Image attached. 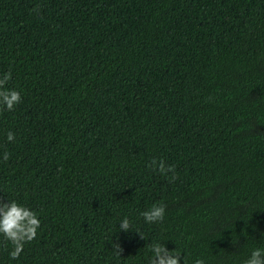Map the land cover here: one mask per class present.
<instances>
[{"label": "trees", "instance_id": "obj_1", "mask_svg": "<svg viewBox=\"0 0 264 264\" xmlns=\"http://www.w3.org/2000/svg\"><path fill=\"white\" fill-rule=\"evenodd\" d=\"M8 71L0 200L42 224L17 261L0 239V264H112L125 214L147 236L117 233L121 264L156 238L188 264L264 245V0H0ZM156 202L164 221L144 225Z\"/></svg>", "mask_w": 264, "mask_h": 264}, {"label": "clouds", "instance_id": "obj_2", "mask_svg": "<svg viewBox=\"0 0 264 264\" xmlns=\"http://www.w3.org/2000/svg\"><path fill=\"white\" fill-rule=\"evenodd\" d=\"M11 80V71L0 73V110L2 111H13L22 100V93L19 89L7 87ZM15 139V133L9 131L6 140L13 142ZM9 158V152L0 153V160L8 161ZM149 167L163 176H168L170 182L176 179L174 166L166 164L163 160L153 158ZM166 208L167 205L164 202H156L139 212V216L142 217L144 225L160 224L165 219ZM41 224L42 221L37 212L25 203L8 198L0 200V239L10 244L8 257L11 261L20 259L25 245L37 238ZM135 225V218L128 214L118 217L116 227L119 230L111 236V254L108 258L112 264H121L120 258L123 252V248L118 242L117 233L132 231L138 233L140 238L145 240L147 233L137 229ZM109 232H112L111 228H109ZM144 255L147 257V264H188L186 251H181L177 247L168 248L166 241L161 238L152 239ZM194 264H207V261L204 258H197ZM242 264H264V245L252 247Z\"/></svg>", "mask_w": 264, "mask_h": 264}]
</instances>
